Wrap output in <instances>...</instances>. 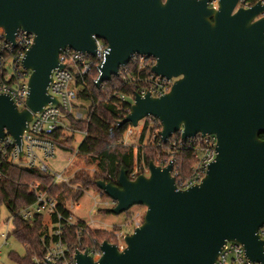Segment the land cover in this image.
I'll return each instance as SVG.
<instances>
[{
	"label": "water",
	"instance_id": "1",
	"mask_svg": "<svg viewBox=\"0 0 264 264\" xmlns=\"http://www.w3.org/2000/svg\"><path fill=\"white\" fill-rule=\"evenodd\" d=\"M235 2L222 0L216 13L206 10V0H169L165 7L159 0H0L6 41L17 48L20 31L34 36L22 61L30 72L26 109L0 94V144L8 133L20 158L34 114L59 106L49 88L54 72L64 69L61 52L96 57L95 39L108 45L97 88L119 77L134 53L155 60L157 78L175 80L159 98L136 95L121 125L137 128L152 118L164 145L180 132L183 142L198 135L218 141L206 177L188 190L178 189L172 165L154 162L148 176L130 179L122 169L118 186L97 182L115 203L112 215L144 207V221L125 238L124 254L105 241L98 261L77 251L76 264H216L228 242L242 245L250 262H264L256 240L264 242L258 234L264 226V20L254 17L264 9L258 2L230 18ZM253 17L257 24L249 27Z\"/></svg>",
	"mask_w": 264,
	"mask_h": 264
},
{
	"label": "built area",
	"instance_id": "2",
	"mask_svg": "<svg viewBox=\"0 0 264 264\" xmlns=\"http://www.w3.org/2000/svg\"><path fill=\"white\" fill-rule=\"evenodd\" d=\"M244 4L239 9L248 10L256 4H251L250 0H244ZM209 8H214L210 4ZM236 11V10H234ZM264 18L260 15L256 20ZM97 46L96 57L87 54L75 52L72 50H64L59 56V62L64 65V69H57L53 75V82L49 88V94L56 98L59 106H48L41 113L34 114L32 122L29 124V130L24 133L22 158L19 156V149L14 139L6 133L3 142L0 144V168L2 162H6L12 166L22 169H38L44 174H50L53 177L51 186L71 187L72 177L66 176L64 173H59L51 169L45 161L51 160L56 154L57 144L53 140L54 134L58 129H66L71 126L70 118L75 121H82L83 115L77 111L76 102L80 89L86 85V80L93 68L103 63L108 51V45L102 41L95 39ZM17 48L6 41L4 33H0V94L9 95L16 104L19 111L26 109V101L29 95L28 81L30 72L22 68V61L25 58L27 51L34 44V36L20 31L16 36ZM155 66V60L143 56H134L131 62L120 70L122 79L129 80L132 69H136L138 76L141 72L147 71L148 77L145 79L143 89L140 93L144 96L150 93L152 97L159 98L168 94L175 80H165L157 78L152 73V68ZM99 72V70H98ZM138 81L139 78L137 79ZM121 102L127 101L125 96L120 97ZM134 103V101H133ZM132 103V105H133ZM122 121L117 123V127H121ZM86 135V133H83ZM180 137L172 146L175 150H188L193 155V165L188 175L183 176L179 169L174 168L173 161H165L160 159V163L156 164L162 168L169 165L173 166L172 176L176 181L179 190L185 191L194 186L201 184L206 177L209 166L215 162L217 156V138L210 135L202 137L198 135L195 139H190L183 142L181 132L176 134ZM175 136V135H174ZM173 136V137H174ZM160 146V144H159ZM134 166V170L129 176L130 179H136L140 175H149L148 168L141 171ZM0 171V180L3 178ZM31 189L36 193V201L20 211L19 216L24 221H32L36 217L41 216L47 221L48 233L43 240H48L49 245L46 248L45 256L40 259L33 258L35 264H76L75 254L71 257L66 251L63 244L62 236L65 227L75 228L79 242L81 253L88 252L89 256L94 261H98L101 257L99 245L98 249L94 248L90 251H85L81 248L83 235L89 230L94 229V224L79 220L74 215L75 205L70 202L66 205L65 212L59 207V201L49 194L48 190H41L40 186H31ZM103 194L99 195V198ZM99 198H95L96 200ZM95 200V202H96ZM110 203L115 204L112 200ZM99 203L96 202L95 205ZM115 207V205H114ZM138 228V227H137ZM113 237L117 240V246L125 248V238L127 235L124 231L113 232ZM259 236L264 241V226L259 230ZM7 241L9 234L3 235ZM76 251V252H77ZM216 264H256L250 262L245 254L244 247L237 243L228 242L222 248L218 256Z\"/></svg>",
	"mask_w": 264,
	"mask_h": 264
},
{
	"label": "trees",
	"instance_id": "3",
	"mask_svg": "<svg viewBox=\"0 0 264 264\" xmlns=\"http://www.w3.org/2000/svg\"><path fill=\"white\" fill-rule=\"evenodd\" d=\"M250 2L254 5L260 0H250ZM97 77H99L98 66L93 68L87 77L85 87L80 89L78 94L79 100L91 104L87 119L75 121L70 118L69 120L71 126L77 131L86 133L77 155L88 167L95 168L96 171L92 177L87 172L79 173L71 181V184H79L84 190L102 193L96 185L97 182L102 181L118 186L122 169L126 170L130 176L137 160H141L145 168H148L152 162L159 164L160 159L166 157L163 149L167 148L168 144L164 145L161 138L157 137V146L150 148L145 146L144 150L140 148L138 152L122 145L123 137L131 126L121 125V127H117V123L123 121L130 114L135 96L140 95L144 86L143 82L148 77L147 71L141 72L138 76L136 69L133 68L129 80L122 79L120 75L114 77L110 82L104 83L100 88L96 86ZM138 78L140 81L137 80ZM121 96H125L127 101L122 103ZM148 119H151L154 124L151 126L148 121H145L144 130L140 137L142 147L148 134L152 136L157 132L159 135L162 130L158 121L152 118ZM64 131V129H58L53 140L62 151L72 152L74 138L65 140V144H63ZM175 137L180 139L178 135L172 138ZM261 139L264 140V135L261 136ZM180 153H182L183 161L180 163L181 166L174 162V168L179 169L181 174L186 176L193 165V155L188 150L180 151ZM0 171L4 176L0 180V206H5L10 213L14 228L11 235L26 248L24 257L11 253L10 258L17 264H35L33 262L34 257L42 259L45 256L49 241L43 240V238L48 233L49 228L47 221L41 216L32 221H24L19 216L21 210L36 201V193L30 186L37 184L41 190H48L49 194L59 201V207L65 213H67L65 208L68 201L71 199L79 200L82 194L79 193L73 197L74 193L71 188L51 186L53 177L38 169H22L3 161ZM103 196L105 199H109L106 195L103 194ZM103 215L112 214L110 211H104ZM62 241L66 251L72 257L79 249L75 228L65 227ZM105 241L113 244L118 243L114 237L104 232L89 230L87 234L83 235L81 248L85 251L98 249L99 245Z\"/></svg>",
	"mask_w": 264,
	"mask_h": 264
},
{
	"label": "rangeland",
	"instance_id": "4",
	"mask_svg": "<svg viewBox=\"0 0 264 264\" xmlns=\"http://www.w3.org/2000/svg\"><path fill=\"white\" fill-rule=\"evenodd\" d=\"M78 91L80 93V90ZM76 105V109L83 115L82 120L84 121L87 119L91 104L88 102H82L78 99ZM145 121H148L151 126L154 124L151 119H145L139 123L137 128H133L131 126L123 137L122 145L124 147L132 148L134 151L138 152L140 148H143L144 150L145 146H147L146 148L157 146V137H159L157 132H155L152 136L149 134L147 135L143 147L140 144V137L144 130ZM64 130V139L62 140L63 144H65V140L74 138L72 152H64L59 147H57L54 158L45 161V163L54 171L64 173L66 176L72 177L73 179L82 172L89 173L91 177L94 176L96 169L88 167L86 163L82 161L77 155L79 146L83 142L85 135L77 131L72 126L68 127L67 130L64 128ZM176 140V137L169 140L168 147L163 149V152L166 153V157L161 158V160H171L181 166L180 163L183 161L181 155L182 153L172 147L174 146V142ZM136 163L138 164L136 166L139 167L142 172L145 171V165L141 162V160H137ZM31 186H37V184H33ZM70 188L73 190V197H76L79 193L82 194L79 200L71 199L68 201V203L73 202V204L76 206L74 209V215L79 220L93 223L94 229H92V231L104 232L111 237H113L111 231H124L127 236H130L134 233L137 227H140L143 224L146 213V208L144 207L132 208L129 212L120 216L103 215L104 211H110L115 205L112 203L107 206L104 205V203L106 204L111 200L105 199L103 195L101 198H99V195L103 193H96L94 190H84L79 184H71ZM95 198L99 199L96 200ZM95 200L99 204L95 205ZM13 230L14 228L9 211L5 206H0V264H17L11 260V253L20 257H24L26 255V248L11 235ZM6 234L10 235L7 241L3 236Z\"/></svg>",
	"mask_w": 264,
	"mask_h": 264
},
{
	"label": "clouds",
	"instance_id": "5",
	"mask_svg": "<svg viewBox=\"0 0 264 264\" xmlns=\"http://www.w3.org/2000/svg\"><path fill=\"white\" fill-rule=\"evenodd\" d=\"M195 2H196L197 4H199V3L204 2V0H195ZM221 2H222V0H206L205 8H206V10H210V9H209V5L212 4V5H214L213 11H215L216 13H219V12L221 11ZM168 3H169V0H159V4H160L161 7H165V6H167ZM242 5L245 6V7L248 6V5H245V4H244V0H236V2H235V4H234V7H232L231 12L229 13V17H230V18L236 17L237 14L240 13V12H239V7L242 6ZM256 8H257L256 6H253L252 9H256ZM260 8H261V9H264V0H260ZM234 9H235L236 11H234ZM258 15H264V11H260V12H259L258 14H256L254 17H257ZM213 17H214V16H213ZM213 17H210V18H209V23H210V19L213 18ZM254 17L248 21V26H249V27L254 26V25L257 24V22H256V20L254 19ZM214 18H215V17H214ZM261 20H264V18L260 19L259 21H261ZM210 24H211V23H210ZM212 25L214 26L215 24H212ZM2 32H3V28L0 27V33H2ZM133 55L135 56L136 54L134 53ZM97 78H98V77H97ZM116 83L118 84V82H116ZM43 95H47L46 90L43 91ZM181 123H183V122H181ZM173 190H174L175 193H177V190H176L174 187H173ZM255 233H256V231L253 232V238H254V239H256V234H255ZM256 240H257V243H259V244L262 246V247H261L260 254H261V256H264V242H261V241L258 240V239H256ZM125 252H126V251H125V249H124L123 247H120V248L117 250V254H118V255L124 254ZM261 264H264V262L261 261Z\"/></svg>",
	"mask_w": 264,
	"mask_h": 264
}]
</instances>
